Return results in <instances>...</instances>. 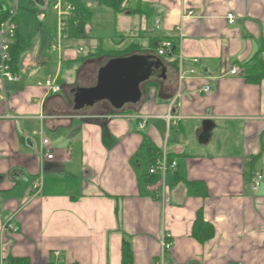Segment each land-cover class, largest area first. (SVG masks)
<instances>
[{"label": "crops", "instance_id": "crops-1", "mask_svg": "<svg viewBox=\"0 0 264 264\" xmlns=\"http://www.w3.org/2000/svg\"><path fill=\"white\" fill-rule=\"evenodd\" d=\"M136 2L117 13L139 19L116 35L115 47L131 38L144 54L157 56L158 44L169 38L176 51L159 58L164 74L148 81L141 101L124 112L106 103L73 109L71 91L95 85L97 60L84 66L78 83L70 79L65 97L37 85L48 76L60 84L65 63L84 60L73 41L85 39L91 57L104 50L102 41L90 39V25L87 37L65 42L60 63L43 76L51 60L40 58L38 41L23 49L18 14L20 81L0 80V264L10 257L31 264H123L124 242L132 264H156L164 232L173 243L165 264H264V179L252 189L255 173L264 175V80L252 84L245 75L264 61V0H140L132 14ZM233 67L241 73L232 75ZM204 87L209 94L199 93ZM206 121L213 128L202 143ZM44 139L51 160L43 156ZM145 139L160 158L177 162L166 177L165 203L159 177L147 169L157 178L147 180L137 157ZM38 176L43 185L35 194ZM193 182L204 185L206 196ZM200 210L214 228L205 243L193 236ZM8 223L17 232L4 229Z\"/></svg>", "mask_w": 264, "mask_h": 264}, {"label": "rangeland", "instance_id": "rangeland-1", "mask_svg": "<svg viewBox=\"0 0 264 264\" xmlns=\"http://www.w3.org/2000/svg\"><path fill=\"white\" fill-rule=\"evenodd\" d=\"M2 2L4 3V7L9 5L8 0H3ZM54 2L55 0H48L47 2V6L43 11L46 15V22L44 24H39L36 14L40 10L31 2V0H20L19 4V20L23 37V49H28L31 45H34L35 41H38L36 48L39 52L40 58L44 61L47 59L51 60V64L49 65L50 67L47 69L45 67V69L41 72L43 76L56 69L54 66H56L57 62L60 63L58 51H51V49L48 50V41L53 39L51 40L53 41V44L55 42L54 39L59 38V27L57 22L58 16L53 10ZM131 2L132 0L130 3L125 5L129 9L132 8ZM91 6L93 8L94 15L90 22V29H92L90 39L102 41V48L104 50L99 52V54L102 53L101 57H99V54L91 57L89 56L90 51L93 50L89 47V45H86L87 41L85 42V39L83 42H78V40L73 41L75 45V47H73V52L77 53L82 48L83 50L81 54H77L81 55L84 60L80 62H70L68 65L65 63L64 71L61 76L62 81L60 83L62 88L60 94L64 97L67 96V92L69 91V87L71 85L70 79H75V82L78 83L79 79L77 80V78L79 77V74L83 72L84 66L88 63H92L97 60L99 62L94 63L93 66H104L112 58L124 57V55L126 56V54L130 53L131 55H134L133 53L135 52L138 54H144L140 47L132 43L131 38L128 39L126 44H119L122 46L118 49L113 43V40H115V43L116 41H119L120 38L117 36L125 34L120 31L129 30L135 27L138 23V17L118 15L113 10L105 8L99 3H91ZM117 19L119 20L117 21ZM68 40L69 37L62 41L61 52L64 50L65 42ZM130 49L132 51H130Z\"/></svg>", "mask_w": 264, "mask_h": 264}, {"label": "built area", "instance_id": "built-area-1", "mask_svg": "<svg viewBox=\"0 0 264 264\" xmlns=\"http://www.w3.org/2000/svg\"><path fill=\"white\" fill-rule=\"evenodd\" d=\"M3 0H1L2 2ZM33 2L35 0H32ZM48 0H45V6L43 8H39V12H37L36 17L39 22V24H44L46 22V15L43 13L47 6ZM9 5L7 7H4L3 12L7 14L6 19L0 21V80L2 82H8V83H17L20 81V75L13 71L11 67V47L16 40L17 32H18V24H17V17L19 14V4L20 0H8ZM3 6L4 3L2 2ZM53 10L57 13L58 16V27H59V38L55 40L53 44H51L50 49L51 51H58L59 55H61V43L64 39L68 38L67 35V23L73 18L75 15V8L70 4L65 2L64 0H55ZM189 15H192V12L189 13ZM230 23H234V15L228 14L227 16ZM175 47L173 46V43L165 39L161 41L158 44L157 47V55L160 57L168 56L175 54L173 51ZM82 51V49L80 50ZM179 62H180V79L183 80L185 77V73L182 72L181 67L183 63L182 56H179ZM194 62H198L197 60H194ZM191 73H195V71H191ZM232 75H238L241 73L240 69L238 67H233L230 71ZM38 86L45 87L47 91H49L52 94H58L61 92V86L57 82L56 76H48L44 82H38ZM199 93L201 94H209L210 89L209 87H204L199 90ZM0 100H5L3 96H0ZM170 119V117H169ZM145 125V122H141L140 126L143 127ZM43 156L47 160L53 159V153L51 148V143L48 139L43 140V150H42ZM177 168V162L170 161L166 154H163L161 158L156 160L154 164H152L148 168V174L151 176L157 175L159 177V182L162 185V194L160 196L162 202H166L167 200V189H166V177L168 173L175 171ZM264 179V175L262 173H255L252 181V189L254 192H256ZM43 185V180L40 176H38L32 183V189L35 191V194H39ZM6 230L17 232V228L11 224L8 223L5 228ZM171 235L167 232H164L161 238V245H162V253L159 258V260L156 262V264H165L164 263V256L165 254L170 251L173 247L172 241H170ZM2 264H7L5 260H2Z\"/></svg>", "mask_w": 264, "mask_h": 264}, {"label": "water", "instance_id": "water-1", "mask_svg": "<svg viewBox=\"0 0 264 264\" xmlns=\"http://www.w3.org/2000/svg\"><path fill=\"white\" fill-rule=\"evenodd\" d=\"M36 4L45 6L44 0H36ZM4 6L0 0V12ZM175 51V49H173ZM162 62L157 56L150 54H134L110 59L102 66L92 87H76L73 95V109L87 111L89 108L106 103L116 112H123L126 107L138 104L143 96V86L148 81L162 76ZM213 124L204 123L200 137L202 143L210 138Z\"/></svg>", "mask_w": 264, "mask_h": 264}, {"label": "trees", "instance_id": "trees-1", "mask_svg": "<svg viewBox=\"0 0 264 264\" xmlns=\"http://www.w3.org/2000/svg\"><path fill=\"white\" fill-rule=\"evenodd\" d=\"M32 1V0H31ZM67 3H70L74 8V16L67 23V35L69 39H82L88 36V26L90 25L91 19L94 15L91 3H99L103 7L113 10L115 13H125L130 11L125 5L130 3L131 0H64ZM135 1V0H134ZM137 7L134 10H131V13L139 12V2L136 0ZM7 14L5 12H0V21L6 19ZM17 38V37H16ZM169 39V38H168ZM130 51H132L130 49ZM176 51V50H175ZM21 54V47L16 39L11 47V67L13 71L17 72L18 70V61ZM99 55H102L100 53ZM130 54H126L129 56ZM157 55V53H156ZM125 57V55H124ZM158 58H162L157 55ZM247 81L252 84H260L264 80V61L258 59L256 64L251 68L245 71ZM116 112V111H114ZM120 112V111H119ZM161 152L154 146V144L149 140L145 139L142 143L137 157L144 164L143 175L149 178L153 183L156 182L157 178L149 177L147 174V169L151 164H154L157 159L160 158ZM148 180V179H147ZM194 191L200 189L204 196H206V188L202 183L193 182L190 183ZM196 189V190H195ZM193 236L197 238L202 243L208 242L214 236V228L207 224L203 218V212L200 210L197 214V219L193 228ZM123 264H132L133 263V253L130 245L127 242H124L122 249ZM7 264H31L28 258H7ZM50 264V263H49Z\"/></svg>", "mask_w": 264, "mask_h": 264}]
</instances>
